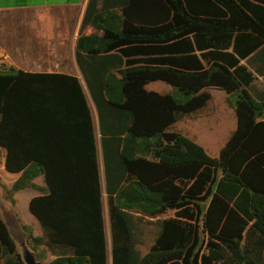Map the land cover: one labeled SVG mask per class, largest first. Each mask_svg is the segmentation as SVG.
Listing matches in <instances>:
<instances>
[{"label":"trees","instance_id":"1","mask_svg":"<svg viewBox=\"0 0 264 264\" xmlns=\"http://www.w3.org/2000/svg\"><path fill=\"white\" fill-rule=\"evenodd\" d=\"M110 1L113 11L89 0L83 17L81 30L103 32L76 40L83 85L0 69V148L6 172L20 175L7 189L39 193L28 203L41 231L33 247L63 252L49 264H264V88L250 96L240 64L251 57L264 76V0ZM154 82L170 92L147 91ZM207 88L225 91L237 120L218 158L171 129L205 107ZM153 224V245L139 251L134 230ZM0 264H25L1 219Z\"/></svg>","mask_w":264,"mask_h":264},{"label":"rangeland","instance_id":"2","mask_svg":"<svg viewBox=\"0 0 264 264\" xmlns=\"http://www.w3.org/2000/svg\"><path fill=\"white\" fill-rule=\"evenodd\" d=\"M24 1L25 0H0V4L17 5L23 3ZM28 1L32 3L44 2V0ZM11 23V26L9 25L10 23L6 25L7 29L0 31V42H3V52L8 55L6 58H4L5 55H2L3 57H1L2 60L6 59V66L9 65V62L14 68L19 67L25 69L27 64L35 66L37 65V62H47V66L55 67L54 69H57V66L61 67V65L66 61L67 55H61L59 53L60 48L55 49V53H48V44L44 45L47 42L46 40L37 38L39 35L37 33H32L29 30L30 28L27 29L26 33L24 29L26 26L28 27V24L26 25L25 22L20 24L15 22ZM10 33L18 36V38H9ZM29 42L34 45V51L36 52L33 54H28L31 50ZM50 46L54 48L55 43ZM18 50H20L23 54L17 52ZM63 50L65 49H62L61 51ZM203 64L205 65L204 62ZM240 64L246 66L248 71L252 73L253 82L246 88V91L250 96L255 97L256 94L264 88V76L256 74V65L252 64L251 57L240 61ZM0 66V69H6L5 63L0 62ZM147 88L148 90L155 91L159 94H167L170 92V86L162 84L161 82H156ZM204 91L211 96L205 107L192 113L193 121L191 123H188L186 126L177 123L174 129L178 132L182 130L183 135H185L184 132H187L188 134L185 135L186 137L191 139L194 137V141H192L200 145L210 157L218 158L220 151L235 131L237 120L234 108H232V106L227 102L228 95L223 90L217 88H207ZM238 95L235 94L232 98L233 101ZM25 196L26 190L17 193V200L19 203H21ZM13 197L14 195L12 196V194L8 192V189L1 183L0 180V219L5 225H7L11 237L15 242L16 251L23 258L22 248L24 247L37 256L41 254L42 258H36V260L40 262L44 261L49 257V253L41 246L33 247L30 240L31 236L33 237L41 234L38 222L28 212L24 201H22L21 204H16L14 203ZM153 225L154 226L150 229L138 226L137 229L134 230V233H142L144 237L143 245L138 246L139 251H145L153 245L152 243H154V240L159 232L158 225ZM24 226H26L28 230H25Z\"/></svg>","mask_w":264,"mask_h":264},{"label":"crops","instance_id":"3","mask_svg":"<svg viewBox=\"0 0 264 264\" xmlns=\"http://www.w3.org/2000/svg\"><path fill=\"white\" fill-rule=\"evenodd\" d=\"M88 2L89 0H44V2H33L32 3V2H29L28 0H25L23 3L17 4V5L0 4V31H4L5 29H7L6 25L8 23H10L9 25L11 26L12 25L11 22H15L17 24L25 22L26 25L28 24V27L26 26L24 29L26 33H27V29L30 28L29 30L32 33H37L39 35L37 38L47 41L44 45L48 44V47H49V50L47 51L48 53H55L56 52L55 49L60 48L59 53L61 55L62 54L67 55L66 61L61 65V67L57 66L56 67L57 69H54L55 67L47 66V62H42V63L37 62V65L35 66L27 64L25 69H22L19 67L14 68L11 66L12 64L9 62L8 64L10 66L9 65L6 66V62H7L5 61L6 59L2 60L1 58L3 57L2 55H5L4 58H6L8 55L7 53L3 52V47H2L3 42H0V59H1L0 62L5 63V67H6V69H3V70H8L9 68H13L15 70H22L25 72L65 74V75L77 77L81 85H83L81 74L76 64V61H75L74 52H75L76 40L80 35L90 36L96 33L99 36H101L103 33L102 31H95V29L92 27L91 24H87L81 30L83 17L85 15ZM102 4H103V0H98L96 8L100 9ZM107 5L110 6L111 10L113 11L112 3L110 0H108ZM140 6L144 12V4L141 5L139 2H136V8H139ZM115 10L118 14H121L119 9H115ZM143 12L141 16L144 15ZM134 18H135L133 20L134 26L139 27L140 23L142 24L145 23L144 16L142 17L141 22H140V14H138ZM9 36H10L9 38H13V39L18 38V36L14 34L12 35V33H10ZM54 43H55V47L52 48L50 45ZM29 46H31L30 47L31 50L28 52V54L35 53L36 51H34V47H33L34 45L30 43ZM62 49H65L66 51L65 50L61 51ZM17 52H19L20 54H23L20 50H18ZM154 83H150L149 85L146 86L147 91H152V90H148L147 87L152 86ZM82 87L84 89V86ZM86 97L87 99L89 98V96H86ZM89 99L88 101H89V106L91 110L93 127L95 130V138L97 141L96 143L97 155L99 156L98 164H99L100 174L102 178L101 179L102 186H103L102 197H103L104 230H105V237L107 239V245L110 246V243H111L110 234L111 233H110V228H109L107 197L104 192V179H103V165L101 161V150H100V146L98 143V138H99L98 121H97V115H96L95 108L90 103L91 101ZM192 121H193L192 113L185 114L181 116L177 121H175L171 129L181 134L182 136L186 137L185 135L188 134L187 132H184L185 135H183L182 130L178 132L174 128L177 123L182 124L183 126H186L188 123H191ZM186 138L191 141L192 140L194 141V137L192 139L188 137ZM5 156H6V151L0 148V180H1V183L6 188H9L13 184V182H15L18 179L20 175L10 174L6 172L5 166H4ZM33 183L37 186L45 187L43 176H39L36 179H34ZM25 190H26V196L23 198L22 201H24L25 205L27 206V210H28V203L30 199L35 196H38L39 193L32 189H25ZM17 193H15L13 197L14 203L21 204L22 201L21 203H19V201L17 200ZM14 208H15V205H14ZM172 215H173V212H168L167 214H165V216L163 217L157 216L155 219H166V218L171 217ZM133 216L140 217V215L136 213L133 214ZM58 252L56 251L53 254L49 253V257L45 259L44 261H41V263L43 262V264H49L57 256H61L63 254V252H59V253Z\"/></svg>","mask_w":264,"mask_h":264},{"label":"water","instance_id":"4","mask_svg":"<svg viewBox=\"0 0 264 264\" xmlns=\"http://www.w3.org/2000/svg\"><path fill=\"white\" fill-rule=\"evenodd\" d=\"M23 261L25 264H41L40 262L36 261L33 254L24 247H23Z\"/></svg>","mask_w":264,"mask_h":264},{"label":"clouds","instance_id":"5","mask_svg":"<svg viewBox=\"0 0 264 264\" xmlns=\"http://www.w3.org/2000/svg\"><path fill=\"white\" fill-rule=\"evenodd\" d=\"M225 92V91H224ZM33 254V253H32ZM34 256V255H33ZM35 257V256H34ZM36 259V258H35ZM36 261H38V260H36ZM38 262H40V261H38ZM41 263V262H40ZM41 264H43V263H41Z\"/></svg>","mask_w":264,"mask_h":264}]
</instances>
